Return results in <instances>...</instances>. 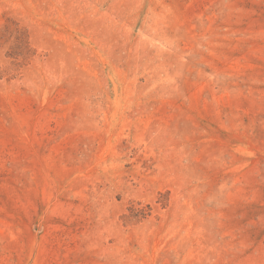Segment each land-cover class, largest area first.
Wrapping results in <instances>:
<instances>
[{"label":"rangeland","instance_id":"1","mask_svg":"<svg viewBox=\"0 0 264 264\" xmlns=\"http://www.w3.org/2000/svg\"><path fill=\"white\" fill-rule=\"evenodd\" d=\"M0 264H264V0H0Z\"/></svg>","mask_w":264,"mask_h":264}]
</instances>
